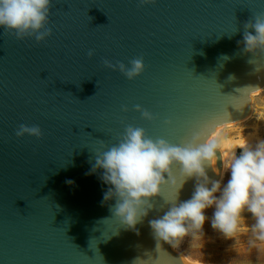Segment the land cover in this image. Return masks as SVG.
<instances>
[{
	"label": "water",
	"instance_id": "obj_1",
	"mask_svg": "<svg viewBox=\"0 0 264 264\" xmlns=\"http://www.w3.org/2000/svg\"><path fill=\"white\" fill-rule=\"evenodd\" d=\"M259 14L264 0H51L45 40L0 28V264H195L149 225L175 201L170 184L133 229L113 215L115 201L102 203V170L88 173L128 126L184 145L247 118L264 70L242 51L243 32ZM138 58L134 80L104 63ZM256 62L264 68V53ZM21 125L42 135L18 137ZM222 167L218 158L209 177Z\"/></svg>",
	"mask_w": 264,
	"mask_h": 264
},
{
	"label": "clouds",
	"instance_id": "obj_2",
	"mask_svg": "<svg viewBox=\"0 0 264 264\" xmlns=\"http://www.w3.org/2000/svg\"><path fill=\"white\" fill-rule=\"evenodd\" d=\"M141 2L154 4L156 0ZM50 6L51 0H0V28L14 32L18 39L34 37L37 42L43 41L51 35V30L46 28ZM242 51L252 53L249 63L255 66V72L264 70L256 62L258 53H264V14L255 15L244 25ZM104 63L114 71L119 70L128 80H134L145 69L143 59L139 58L128 65L107 60ZM137 111L142 112L144 119H153L150 112L139 106ZM16 135L39 138L42 132L38 126L21 125ZM218 158L223 161L226 182L212 180L208 175V168L213 169ZM175 166L179 167L180 181L173 175ZM98 170H102L99 180L108 186L102 203L115 201L110 209L113 215L133 229L148 215V209L153 207L150 198L160 195L162 185L170 184L176 190L175 201L168 210L149 221L158 241L178 247L185 237L202 234L208 222L226 239L249 232V248L264 247V139L250 144L243 137L235 143L220 139L199 142L193 137L187 144L174 145L148 137L143 128L128 126L116 144L95 152V162L88 174ZM188 179L195 180L194 190L190 199L180 201L179 192ZM249 217L254 221L251 224Z\"/></svg>",
	"mask_w": 264,
	"mask_h": 264
},
{
	"label": "rangeland",
	"instance_id": "obj_3",
	"mask_svg": "<svg viewBox=\"0 0 264 264\" xmlns=\"http://www.w3.org/2000/svg\"><path fill=\"white\" fill-rule=\"evenodd\" d=\"M224 134L236 139L251 135L264 139V89L254 95L251 114L245 120L224 130ZM225 172L221 180L226 182ZM211 214L212 210L209 209L207 215L210 217ZM253 222L249 217L248 223ZM250 235L249 232H241L234 239H226L206 222L202 234L196 238L185 237L177 250L194 263L264 264V247L249 248Z\"/></svg>",
	"mask_w": 264,
	"mask_h": 264
},
{
	"label": "bare ground",
	"instance_id": "obj_4",
	"mask_svg": "<svg viewBox=\"0 0 264 264\" xmlns=\"http://www.w3.org/2000/svg\"><path fill=\"white\" fill-rule=\"evenodd\" d=\"M256 95V94H254ZM254 95H253V98H254ZM246 119V118H245ZM244 119V120H245ZM243 121V120H242ZM238 123V122H236ZM235 125V123H229L227 125H223L221 127H219L213 134L212 136L210 137V139H220L222 141H226L228 143H235L236 141H238L241 137L239 138H230V137H227L225 134H224V130L228 129V128H231ZM243 138H246L250 144H255L257 141L261 140L260 138H258L256 135H251V136H245ZM209 139V140H210ZM239 151V150H238ZM226 170L222 167V174L220 176L219 179H221L223 177V174ZM178 247H174V250L178 253H180L178 250H177ZM188 262L190 263H194L192 262L189 258H187L185 255H183L182 253H180ZM197 264V263H195Z\"/></svg>",
	"mask_w": 264,
	"mask_h": 264
}]
</instances>
